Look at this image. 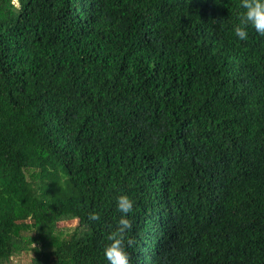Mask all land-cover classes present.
I'll return each instance as SVG.
<instances>
[{
	"label": "trees",
	"instance_id": "trees-1",
	"mask_svg": "<svg viewBox=\"0 0 264 264\" xmlns=\"http://www.w3.org/2000/svg\"><path fill=\"white\" fill-rule=\"evenodd\" d=\"M239 5L0 0V264H108L121 194L132 264H264V36L234 35Z\"/></svg>",
	"mask_w": 264,
	"mask_h": 264
},
{
	"label": "clouds",
	"instance_id": "clouds-1",
	"mask_svg": "<svg viewBox=\"0 0 264 264\" xmlns=\"http://www.w3.org/2000/svg\"><path fill=\"white\" fill-rule=\"evenodd\" d=\"M239 7L243 10L238 23L233 26L234 35L240 40L248 39V29L253 28L260 36H264V0H240ZM117 209L121 213L114 229L108 235L109 243L104 248V255L108 264H132L128 248L133 247L135 239L130 235L133 221L129 214L134 211V201L127 195L121 194L116 200ZM101 218L98 211L88 213V219L96 222ZM36 245L33 244V248Z\"/></svg>",
	"mask_w": 264,
	"mask_h": 264
},
{
	"label": "rangeland",
	"instance_id": "rangeland-1",
	"mask_svg": "<svg viewBox=\"0 0 264 264\" xmlns=\"http://www.w3.org/2000/svg\"><path fill=\"white\" fill-rule=\"evenodd\" d=\"M78 223V221L77 220H72V221H68V222H64V223H62V224H67V225H75V224H77ZM28 259L25 257V258H23V262H26Z\"/></svg>",
	"mask_w": 264,
	"mask_h": 264
}]
</instances>
